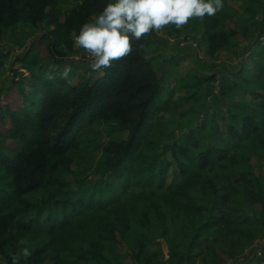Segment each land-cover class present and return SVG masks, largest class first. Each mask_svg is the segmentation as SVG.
I'll return each mask as SVG.
<instances>
[{
    "label": "trees",
    "instance_id": "trees-1",
    "mask_svg": "<svg viewBox=\"0 0 264 264\" xmlns=\"http://www.w3.org/2000/svg\"><path fill=\"white\" fill-rule=\"evenodd\" d=\"M60 1L0 0V44L14 27L45 25L39 43L49 56L45 61L40 52L35 65L41 74L32 75L30 93L14 80L9 94L14 98L16 89L20 105L0 103V256L12 264L11 254L26 246L32 255L20 264H122L117 250L123 243L134 264H167L151 251L165 239L168 264H230L247 259L248 251V264H264V245L257 247L264 236V178L241 155L251 151L253 137H264V92L252 88L264 84V49L255 48L250 64L228 73L233 83L227 91L241 101L232 103L226 131L207 117L178 139L171 120L162 117L174 103L160 104L164 89L147 57L154 32L132 40V52L102 77L74 84L61 72L66 53L75 50L73 33L109 0H80L68 16ZM222 22L217 14L204 17L210 57L239 47L250 34L249 28L224 32ZM33 52L30 45L20 61ZM221 98L215 95L213 102ZM200 102L191 94L175 109ZM99 125L110 128L109 142H101L103 177L77 191L68 177ZM169 153L174 162L164 158ZM173 164L180 178L169 187ZM35 197L37 212L62 216L36 219ZM255 206L258 217L246 212Z\"/></svg>",
    "mask_w": 264,
    "mask_h": 264
},
{
    "label": "rangeland",
    "instance_id": "rangeland-1",
    "mask_svg": "<svg viewBox=\"0 0 264 264\" xmlns=\"http://www.w3.org/2000/svg\"><path fill=\"white\" fill-rule=\"evenodd\" d=\"M79 3L80 0H61L59 7L63 14L68 16L70 10ZM216 14L223 21L224 32L229 33L237 30L244 34L246 28H249L250 34L247 35L244 42L240 43L239 47L220 52L215 57H210L207 53V44L202 30L204 17H192L180 28L170 24L159 31H153V42L147 57L153 58L164 89L160 104L163 105L167 101L174 103L170 112H163L162 117L171 120L172 128L175 129L178 139L185 137L191 127L200 126L207 117L216 121L223 132L226 131L228 118L233 114L232 103L241 101V95L235 97L236 95L227 91L233 83V79L229 77L228 73L240 70L244 63L250 64L251 53L255 48L258 51L264 49V0H223V8ZM47 30L45 25L34 28L29 24H24L10 29L5 34L0 44V63L2 64L0 67V103L15 106L21 104L16 89L12 94L14 98L9 94L15 79L21 80L27 92L30 93L29 82L32 75L41 74L40 67L35 65L39 60L40 52L42 51L41 54L45 61L49 59L48 52L45 51L46 46L39 43L46 36ZM30 45L34 46V52L26 60L20 61ZM93 60L94 57L84 49L75 47L74 51L66 53L65 62L61 65L63 77L71 78L74 84L79 83L82 79L96 80L102 77L104 74L90 68L89 65ZM55 67L51 65V69H55ZM65 69L69 70L67 76L64 75ZM16 71L18 73L14 75ZM212 76L215 78L213 82L203 81L204 78ZM252 88L260 94L264 92V84L261 82L253 85ZM196 93L201 98L200 104L196 106L188 104V106L177 109V112L175 106L180 103L184 104L186 98H190L191 94ZM222 93L229 97H223ZM215 95L222 98L213 102ZM212 106H215L216 109ZM109 131L110 128L105 125L96 127L95 133L91 137L93 139L83 153L85 154L84 158L73 165V172L68 177V182L75 190L84 189L87 185L95 183L103 177L104 153L102 146L110 140ZM208 132L210 138L213 130ZM117 137L125 138L126 134L123 133ZM250 146L251 151L245 150L241 154L243 162L251 165L256 176L264 178V158L261 156L264 153V137H253ZM164 158L169 162H174L170 153ZM179 178L177 165L173 164L167 176L168 186L176 187ZM33 201L36 219L45 221L50 215L53 217L62 216L51 213L49 209L37 212L41 203L36 197L33 198ZM246 212L253 217H258L260 213L258 206L247 207ZM158 242V245H153L151 251L162 254L160 260L168 264V260H170L169 245L165 239L158 240ZM261 245H264V236L259 240L257 247ZM28 248L31 250V247ZM117 254L122 264H134L133 256L126 244L122 243L118 246ZM246 254L247 259L242 258L240 262L230 264H248L253 256L249 251ZM0 262L7 264L1 256ZM197 262L201 264L199 261ZM45 264L53 263L47 261Z\"/></svg>",
    "mask_w": 264,
    "mask_h": 264
},
{
    "label": "clouds",
    "instance_id": "clouds-1",
    "mask_svg": "<svg viewBox=\"0 0 264 264\" xmlns=\"http://www.w3.org/2000/svg\"><path fill=\"white\" fill-rule=\"evenodd\" d=\"M222 8L223 0H109L94 20L83 23L78 34L73 33V43L94 57L89 66L103 75L113 61L132 52V40L139 41L166 25L180 28L192 17L213 16ZM68 71L65 69V76ZM31 255L25 246L11 254L12 264Z\"/></svg>",
    "mask_w": 264,
    "mask_h": 264
}]
</instances>
